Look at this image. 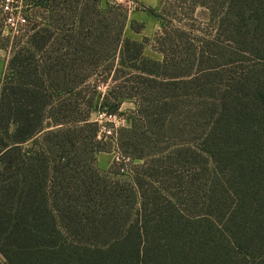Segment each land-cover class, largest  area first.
<instances>
[{"label":"trees","instance_id":"16d2710c","mask_svg":"<svg viewBox=\"0 0 264 264\" xmlns=\"http://www.w3.org/2000/svg\"><path fill=\"white\" fill-rule=\"evenodd\" d=\"M29 1L0 86V264H264V0H164L162 60L123 5ZM103 83L105 111L136 104L129 174L98 164Z\"/></svg>","mask_w":264,"mask_h":264},{"label":"rangeland","instance_id":"374dc122","mask_svg":"<svg viewBox=\"0 0 264 264\" xmlns=\"http://www.w3.org/2000/svg\"><path fill=\"white\" fill-rule=\"evenodd\" d=\"M0 18L2 21V32L4 40L2 45H0V86L3 84L5 74L7 72L8 61L11 56V45L12 43L19 46L24 45L22 40L24 36L30 32V26L34 21L41 22V19L33 14H29V9L34 8V3H31L29 0H0ZM9 3V6H12L16 15L20 14L26 18L25 22H21L18 25V29L12 27L7 23V13L5 12V5ZM30 2V3H29ZM164 0H149L147 3L139 0H101L102 6H105L107 3H117L123 5L128 9V20L124 29V35L126 37H131L135 40L141 41L145 37L149 38L150 41L146 45L145 53L146 55L162 60L163 55L152 48L153 38L159 29L161 28L162 20L160 16L154 15V12L161 13ZM34 6V7H32ZM28 10V11H27ZM27 11V12H26ZM18 13V14H17ZM28 19V20H27ZM31 21V23L29 22ZM205 21V20H204ZM135 28H139L140 32H137ZM112 84V81L110 82ZM108 86L106 84H100L98 87V92L100 96L97 97V103H95L94 111L91 115V118L94 121H97V115L99 112L104 111L101 107V95L104 94ZM136 109L135 102L131 100H125L118 111V115L126 119V128L130 126V116L131 112ZM121 129V128H120ZM104 141V140H103ZM107 143L108 151H102L98 154V164L101 168L108 169L110 166L116 167L117 157H119V151L117 142L113 141H104ZM121 155V154H120ZM140 163V160L130 159L125 162H121L122 167L120 169L121 173H130V168L135 164ZM115 164V165H114ZM120 164V162H119ZM118 167V166H117Z\"/></svg>","mask_w":264,"mask_h":264},{"label":"built area","instance_id":"2783aa9c","mask_svg":"<svg viewBox=\"0 0 264 264\" xmlns=\"http://www.w3.org/2000/svg\"><path fill=\"white\" fill-rule=\"evenodd\" d=\"M123 1V0H118ZM10 2V0H8ZM5 5V12L7 13V23H9L12 27L18 29V25L21 22H25L26 18L21 16L20 14L16 15L12 6H9V3ZM97 122L99 124L98 130V139L100 140H110L113 142H117L118 130L122 127L126 126V119L118 115V113H110L108 111H101L97 115ZM129 160V158H125L119 154L117 157V162H125Z\"/></svg>","mask_w":264,"mask_h":264},{"label":"crops","instance_id":"0c3cea01","mask_svg":"<svg viewBox=\"0 0 264 264\" xmlns=\"http://www.w3.org/2000/svg\"><path fill=\"white\" fill-rule=\"evenodd\" d=\"M139 1H143V2L147 3L149 0H139ZM150 1H151V0H150Z\"/></svg>","mask_w":264,"mask_h":264}]
</instances>
